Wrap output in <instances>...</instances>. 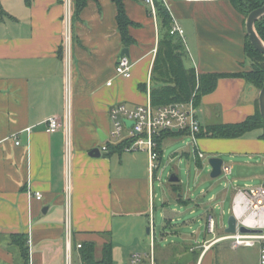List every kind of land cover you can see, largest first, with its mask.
Segmentation results:
<instances>
[{"label":"crops","instance_id":"0c3cea01","mask_svg":"<svg viewBox=\"0 0 264 264\" xmlns=\"http://www.w3.org/2000/svg\"><path fill=\"white\" fill-rule=\"evenodd\" d=\"M63 1L0 0V264H82L78 245L85 242L95 243L97 260L110 243L111 264H131L134 253L149 255L152 249L156 264H215L214 248L228 234L202 239L197 231L192 234L195 244L184 247L191 251L188 256L160 262L156 239L145 244L146 229L152 235L157 210L166 217L164 228L172 225L169 212L175 213L165 199L162 208L156 206L154 195V182L165 167L167 140L175 142L168 165L194 154L200 170L202 152L205 157H227L229 164L223 165L231 173L239 166L264 167L263 129L239 138H214L207 132L260 112V90L238 76L251 69L245 17L230 0H166L183 30L186 67L199 76L222 77L197 106L202 125L197 146H178L187 134L167 135L156 171L145 152L105 153L102 146L110 141L113 104L150 101L160 36L157 18L145 4L124 0L128 17L137 24L129 29L136 44L128 48L133 68L125 79L116 75L124 48L115 3L89 1L68 29ZM51 117L61 123L54 133L47 126ZM94 149L100 156L90 155ZM37 192L41 200L35 198ZM189 201L182 195L176 198L179 204ZM13 235L25 237L28 259ZM237 251L253 253L248 247Z\"/></svg>","mask_w":264,"mask_h":264},{"label":"rangeland","instance_id":"374dc122","mask_svg":"<svg viewBox=\"0 0 264 264\" xmlns=\"http://www.w3.org/2000/svg\"><path fill=\"white\" fill-rule=\"evenodd\" d=\"M174 143L171 139L164 143V150L167 152H165L166 158L163 162L165 167L158 172V178L154 182L156 206L162 208L165 199L166 206L175 209V213L170 211V215L167 216L172 225L164 228L166 217H161L157 210L156 227L155 229L153 227L152 235H147L146 229L145 244L148 246L152 240L154 243L156 239L157 256L160 262L162 260L178 261L188 256L187 251H191L184 247H191L195 244L192 234L197 231L199 232L198 236L202 234V239L205 236L211 239L226 235L233 198L237 190L264 185V176L261 177L264 167L251 169L239 166L228 176L222 174L213 178L210 166V160L213 158L211 155L205 157L203 168L200 170H196L194 154L189 160L187 157H182L168 165ZM191 143L192 139L185 137L178 141V146L182 147L185 144L188 146ZM222 160L229 164L227 157H223ZM173 174L179 177L178 183L170 182ZM242 175L243 178H241ZM180 195L184 196L185 200L189 198L192 201L187 204H179L176 202V198ZM208 215L213 216L216 222L214 234L207 232L206 218ZM149 227L152 228L148 225L147 228ZM237 249L233 248L232 242L229 240L220 242L214 248L215 264H259L258 248H252L253 253L243 254L238 253Z\"/></svg>","mask_w":264,"mask_h":264},{"label":"trees","instance_id":"16d2710c","mask_svg":"<svg viewBox=\"0 0 264 264\" xmlns=\"http://www.w3.org/2000/svg\"><path fill=\"white\" fill-rule=\"evenodd\" d=\"M89 1L91 0H71L72 23L80 18L81 11ZM112 1L117 8V23L122 38V46L126 49L136 44V40L130 35L129 29L131 26H137V24L128 17L124 0ZM135 1L145 4L148 14L153 16V9L145 0ZM26 2L30 4L31 0H26ZM230 2L245 19H247L252 11L264 5V0H230ZM154 6L156 18L159 22L160 36L151 73V104L154 107H160L173 103L187 102L195 95V104L198 106L199 101L204 95L215 90L217 82L222 75L212 74L199 76L194 68L186 67V62L189 58L188 51L183 38L178 34H171L174 19L167 4L163 0H154ZM255 27L259 37L264 41V17L257 21ZM245 50L246 57L251 63V69L238 76L244 78L250 85L261 90L264 86V55L253 47L248 35ZM141 88L147 91V88L143 86ZM256 129L264 130V120L260 112L248 117L241 123L220 125L209 129L207 132L214 138H239ZM169 134L176 135V132H165L158 141V152L160 155H162V143ZM124 144L111 146L110 149L111 151L116 150L121 152ZM13 239L19 243L23 256L25 259H28L25 237L23 235H13ZM95 250L96 246L93 242L81 244L79 254L82 264H111L110 243L104 247L101 260L96 259ZM195 254L199 256L201 254L200 250H197Z\"/></svg>","mask_w":264,"mask_h":264},{"label":"built area","instance_id":"2783aa9c","mask_svg":"<svg viewBox=\"0 0 264 264\" xmlns=\"http://www.w3.org/2000/svg\"><path fill=\"white\" fill-rule=\"evenodd\" d=\"M153 9V16L156 17L154 0H145ZM166 3V0H163ZM187 1H212V0H187ZM67 8L66 24L68 29L71 24V0H65ZM171 34H178L183 38V30L176 20L173 21ZM66 48L70 42V30L66 36ZM133 62L128 56H120L116 67V75L128 79L132 76ZM109 82L108 85H111ZM195 95L187 102L173 103L160 107H154L149 101L144 105L118 102L110 107V119L112 129L110 141L102 146V151L109 153L111 146H118L123 143V150L131 152H145L148 154L151 170L157 169V162L160 157L158 152V141L165 132H177L187 134L192 139V144L197 146L199 134L202 132V125L198 117V109L195 104ZM58 117H51L47 120L48 131L54 133L60 128ZM30 128L27 129L30 132ZM126 131V134H125ZM20 142L16 141V145ZM200 159H205V154L198 153ZM222 174H231V167L222 166ZM35 198L41 200L43 195L35 193ZM231 215L236 219V233L225 236L222 240L232 242L233 248L240 247L259 249V264H264V185L257 187H245L238 189L233 199ZM244 227L256 233L243 234L240 228ZM216 222L213 217L208 220V231L215 233ZM81 248V245H78ZM156 264L155 255L151 253H134L131 264Z\"/></svg>","mask_w":264,"mask_h":264},{"label":"water","instance_id":"95a60500","mask_svg":"<svg viewBox=\"0 0 264 264\" xmlns=\"http://www.w3.org/2000/svg\"><path fill=\"white\" fill-rule=\"evenodd\" d=\"M264 17V5L254 11H252L247 19H246V31L248 38L253 45V47L260 52L261 54L264 55V41L259 37L257 31H256V23L259 19ZM129 49H123L121 52V56H128L129 57ZM259 107H260V114L264 120V86L260 90V95H259ZM91 156H100V150L99 149H94L90 153ZM224 161L220 158H212L210 160V166L212 168L211 176L213 178H217L222 175V166H223ZM180 181L179 177L173 174L170 178L171 183H178ZM46 210V209H45ZM237 222L236 219L233 215L229 217L228 220V225L226 228V234H235L237 229ZM240 232L243 234H249V233H256L255 231L248 230L244 227L240 228ZM147 233H150V229L147 230Z\"/></svg>","mask_w":264,"mask_h":264}]
</instances>
